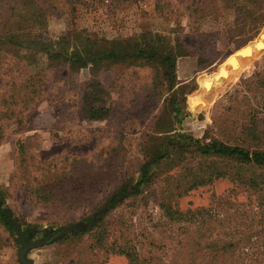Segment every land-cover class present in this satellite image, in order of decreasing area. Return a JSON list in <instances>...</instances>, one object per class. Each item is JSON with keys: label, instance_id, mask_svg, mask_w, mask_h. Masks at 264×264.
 I'll list each match as a JSON object with an SVG mask.
<instances>
[{"label": "rangeland", "instance_id": "rangeland-1", "mask_svg": "<svg viewBox=\"0 0 264 264\" xmlns=\"http://www.w3.org/2000/svg\"><path fill=\"white\" fill-rule=\"evenodd\" d=\"M34 2L43 15L29 0H0V201L22 227L32 226L28 239L42 230L84 228L120 186L140 180L141 166L166 143L184 147L180 134L231 144L229 134L252 110L264 130V42L258 39L264 18L250 24L222 9L220 0ZM35 39L62 58L40 55L29 66L23 51ZM111 43L171 50L172 76L148 94L153 68L101 59ZM195 98L200 104L192 112ZM195 149L169 147L165 159L148 167L153 181L76 238L21 250L0 221V264H21L20 255L25 264H129L128 257L106 252L112 242L145 257L154 253L160 264H184L191 247L185 239L195 227L165 220L158 189L166 176L204 159L190 153ZM172 205L182 213L206 210L210 231L199 226V235H189L196 264H264V192L224 177ZM101 236L106 241L98 245Z\"/></svg>", "mask_w": 264, "mask_h": 264}, {"label": "trees", "instance_id": "trees-1", "mask_svg": "<svg viewBox=\"0 0 264 264\" xmlns=\"http://www.w3.org/2000/svg\"><path fill=\"white\" fill-rule=\"evenodd\" d=\"M30 4H33L34 12L43 15L45 12L36 7L35 0H29ZM222 9H231L237 14V17L243 21H248L250 24L256 23L259 19L264 18L263 7L264 0H220ZM260 23V22H258ZM258 39L264 42V25L258 33ZM14 41V40H12ZM14 45L22 46V44L14 41ZM264 46V45H263ZM20 49V47H18ZM24 61L29 65H36V60L40 55H44L47 60L61 59L60 55H51L48 48L43 47V42L37 41V39L30 41V44L24 48ZM243 53L250 56L251 49L247 48ZM95 57V56H91ZM94 58H89V60ZM101 59L109 61L111 64L115 63H128L132 65H141L139 61H143L147 65L153 68L154 76L148 94L154 93L163 79L172 76L174 68V55L171 50H165L160 45L155 43L146 44L143 48L140 45H135L131 48H123L122 46H113L111 43L108 48H103ZM95 63V62H94ZM240 62L234 63V68ZM143 65V64H142ZM263 92L260 95L264 96V84L261 83ZM262 99V98H260ZM263 100V99H262ZM200 104V98H195L189 105ZM260 104V103H259ZM102 113H106L105 110H100ZM191 111L194 112V108L191 106ZM245 114L249 119L238 123L236 133L234 136H229L233 140L231 144L228 142H222L215 140L211 144H203L200 141H194L190 136L180 134V136L186 140L184 147L177 143L168 142L164 145L162 152L151 157V160L144 163L140 168V180L136 182L130 188L125 185L120 186L117 191L106 201L103 209L97 210L87 222L84 228L79 227H62L56 230H42L37 231V238L28 239V229L32 226L26 225L22 227L21 224L14 218L12 212L3 206V202L0 201V221L15 236V242L19 245L21 250H26L29 247H43L50 245L54 242L66 241L70 238H76L80 234H85L92 231L97 225L104 222L107 214L115 208V206L127 196L136 195L139 189L143 185H148L149 181H153L155 177L148 175V167L157 164L159 161L165 159L168 155V148L176 149L182 148L187 150L191 147L196 149L190 153L199 154L204 159L198 163L192 169H184L183 173L176 176H166L162 180L161 186L158 189V207L164 216L165 220L169 223H183L187 226L195 227L194 233L199 235L200 227H205L203 232L210 231L209 222L203 221L202 213L206 210H195L187 212H179L172 202L178 198L186 195L189 191L211 185L216 179L229 178L231 181H238L242 186L247 187L248 190L253 192H264V130H261V126L258 125V120L255 118V113ZM11 115V114H10ZM201 216V217H200ZM197 217H200L198 222ZM195 220V221H193ZM193 221V222H192ZM189 222V223H188ZM188 223V224H187ZM200 226V227H199ZM187 228V227H186ZM200 228V230H199ZM198 231V232H196ZM191 233V234H194ZM208 233V232H207ZM188 236L185 239L187 246H191L185 252L184 264H196L194 259V245L191 244L192 237ZM200 238V237H199ZM106 241L105 236H101L97 239L96 243L102 245V242ZM211 241L207 246L209 249L213 248L216 243ZM118 246V248H116ZM115 247V249H114ZM112 251L120 255L126 256L129 259V264H160L159 259L156 258L153 253L150 254H136L130 253L127 250L126 245L119 246L116 242L110 243L109 248H106V252ZM190 255V258L188 256ZM142 257L143 260H140ZM150 260V262H148ZM21 264H25L23 257L20 255ZM199 264V263H197ZM212 264V263H208ZM217 264V263H216Z\"/></svg>", "mask_w": 264, "mask_h": 264}]
</instances>
